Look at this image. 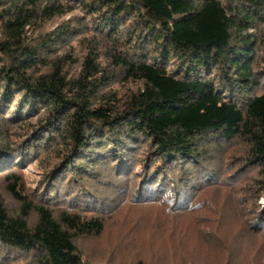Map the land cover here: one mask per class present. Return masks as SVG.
Here are the masks:
<instances>
[{"label": "trees", "instance_id": "1", "mask_svg": "<svg viewBox=\"0 0 264 264\" xmlns=\"http://www.w3.org/2000/svg\"><path fill=\"white\" fill-rule=\"evenodd\" d=\"M234 170L258 202L264 0H0V264H89L124 211L173 244Z\"/></svg>", "mask_w": 264, "mask_h": 264}, {"label": "rangeland", "instance_id": "2", "mask_svg": "<svg viewBox=\"0 0 264 264\" xmlns=\"http://www.w3.org/2000/svg\"><path fill=\"white\" fill-rule=\"evenodd\" d=\"M214 164L220 165L219 156ZM25 168L28 185L37 186L41 177L38 164ZM235 172L222 178L220 185L194 195L198 206L188 216L176 218L173 244L153 247L150 237L156 223L150 217L138 222L127 217L126 211L115 214L103 237L80 244L89 264H137L139 260L144 264H264V228H252L259 209L264 208V196L255 202L247 194L255 187L249 182L255 171L236 184L230 178ZM250 209L256 212H248Z\"/></svg>", "mask_w": 264, "mask_h": 264}]
</instances>
